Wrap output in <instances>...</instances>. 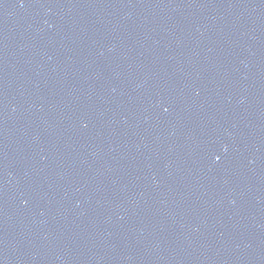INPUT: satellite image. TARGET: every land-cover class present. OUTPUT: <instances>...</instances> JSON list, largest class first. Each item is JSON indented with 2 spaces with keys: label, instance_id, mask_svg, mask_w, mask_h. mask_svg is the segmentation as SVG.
<instances>
[{
  "label": "water",
  "instance_id": "water-1",
  "mask_svg": "<svg viewBox=\"0 0 264 264\" xmlns=\"http://www.w3.org/2000/svg\"><path fill=\"white\" fill-rule=\"evenodd\" d=\"M0 264H114L0 0Z\"/></svg>",
  "mask_w": 264,
  "mask_h": 264
}]
</instances>
